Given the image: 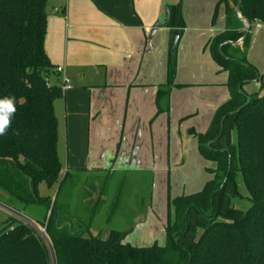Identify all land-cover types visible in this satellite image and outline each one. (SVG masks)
I'll return each mask as SVG.
<instances>
[{"label":"trees","instance_id":"16d2710c","mask_svg":"<svg viewBox=\"0 0 264 264\" xmlns=\"http://www.w3.org/2000/svg\"><path fill=\"white\" fill-rule=\"evenodd\" d=\"M237 1H218L215 13L224 6L225 29L206 44L227 72L229 91L206 132L196 134L201 155L216 164L208 169L213 178L200 191L172 200L175 217L166 228L165 245L134 246L126 240L130 230L86 236L91 217L82 223L71 207L73 179L81 170H67L61 178L54 104L64 91L49 80L57 70L46 51L48 0H0V99L14 97L17 108L8 134L0 136V203L45 228L56 264H264V94L243 88L260 80L248 50L253 24H264V0H242L241 15L251 29L241 45L229 43L245 31ZM168 8L163 25L173 29L168 82L158 99L174 82L177 48L173 51L172 44L177 26L181 33L184 27L180 5ZM247 96L251 102L237 111ZM41 183L57 186L54 198L39 194ZM244 198L250 203L246 210L234 203ZM38 206L43 216L37 220L28 211ZM0 264H51V259L38 233L9 216L0 229Z\"/></svg>","mask_w":264,"mask_h":264},{"label":"crops","instance_id":"0c3cea01","mask_svg":"<svg viewBox=\"0 0 264 264\" xmlns=\"http://www.w3.org/2000/svg\"><path fill=\"white\" fill-rule=\"evenodd\" d=\"M218 1L48 0L46 51L56 70L58 71L59 67L63 68L58 73L64 80H69V85L63 89L69 149L67 165L64 167L61 161L63 169L61 178L67 170L99 171L112 174L159 170L156 141L162 143L168 141L165 143L166 145L164 144L167 154V158H165L167 170L186 164L188 159L187 142H185V136L176 129V124L171 121L170 107L177 85L189 87L198 80L200 72L198 75L193 72L190 81L188 78L192 72L188 73L184 70L185 67L192 69L194 67L192 63L196 59L190 58L187 61L186 57L181 56L180 58L177 55L175 68L178 67V69H175L174 82L170 86L169 92L159 99L157 98L159 88L167 87L168 63L167 68H163L167 73V79H156V81L147 78L143 66L146 61L156 63L155 57L151 58V55L156 52V48L159 44L161 46L163 41L160 42L159 35L153 29L157 22L164 19V10H169L168 7L173 5H180L181 10H184L193 4L203 5V3L213 4L214 2L217 4ZM225 25L224 15L223 27L214 31L208 41L223 31ZM258 27L260 28L262 25L259 24ZM157 29L167 31L166 38L164 37L165 44L167 42L170 44L173 29L162 25ZM189 40L186 35L182 47H185ZM160 65L162 66V63ZM164 66L166 65L164 64ZM212 69V76L206 77L202 74L201 81L211 83L209 88H212L213 92L224 90L227 94L222 96V100L220 99L218 102L214 100V103H210L209 106H212L210 111L214 117L216 109L229 99V91L226 79L218 76L219 73H225L228 77L227 72L222 71L221 68L216 71L214 70L216 67ZM245 85H255L254 87L257 89L259 80L248 82ZM245 85L244 90L247 94L257 92L247 89ZM146 106L150 107L151 119L149 121L145 116L143 117L142 110ZM158 115H162L163 119L158 124L157 132L159 128L160 130L162 128V132L167 133V138L162 135L157 139L158 134L157 138L154 135L153 126ZM91 123L94 124L96 133L100 132L104 125L108 126V123L110 126L107 129L112 135L113 144L110 147L105 146L99 158H95L96 148L93 147L91 151L90 144L86 142V127ZM209 125L205 128V132ZM171 134H180L178 137L180 159L176 164L173 159L174 146H171ZM160 163L163 164L162 159ZM94 196H97L96 201ZM98 199L105 202L107 198L103 195L100 196L95 190L83 199V203L87 204V209L93 210L94 203ZM70 203L71 207H77V188L72 191ZM115 203H117L116 200ZM73 209L75 210V208ZM74 213L77 216L78 213L76 211ZM91 220L93 219L91 218ZM94 227L91 222L86 236L92 235L90 230ZM106 232L107 235L103 238L108 236L110 230L106 229Z\"/></svg>","mask_w":264,"mask_h":264},{"label":"rangeland","instance_id":"374dc122","mask_svg":"<svg viewBox=\"0 0 264 264\" xmlns=\"http://www.w3.org/2000/svg\"><path fill=\"white\" fill-rule=\"evenodd\" d=\"M215 12L216 2L213 4L203 3V5L193 4L181 11V19L184 23V27L177 47V55H179L180 58L181 56H184V58L186 57L187 61L190 58L196 59V61L192 63L194 66L192 69L188 67L184 69L188 73L189 71L192 72L189 76L190 78H188L190 81L192 80L193 72L197 75L199 72L201 73L198 75V80L195 81L194 84H191V86H176V91L173 93L170 107L171 121L176 124V129L181 135L183 134L185 136V142H187L188 159L186 164L182 167L175 166L167 170L165 160L167 154L164 150V144L168 142L166 140L163 143L160 141L155 142L158 150L157 158L159 160V170L152 172H116L115 174L99 171L76 172L75 174L78 176H75L73 183H76L75 189L77 188V207L72 208H75L74 211L78 213L77 215L81 218L82 223H86L90 217L93 219L88 223V225H90L92 222L95 226L90 230L93 236L101 235L105 237L107 235L106 229L110 230L111 228L126 231L130 230L127 235V241L131 245L151 246L155 243L158 245H165L167 241L166 228L169 222H172L175 217L172 200L182 194L200 191L207 182L212 180L213 175L208 169L215 168L216 164L201 155L198 149L196 134L204 133L205 128L211 122L213 116L210 111L212 107L209 106L210 103L214 100L218 102L223 95H227L224 90L213 92V89L209 88L211 83H204L200 79L202 74L206 75V77H211L213 67H216V69H214L215 71L221 68L212 58L209 49H205L206 42L213 35V32L223 27L225 15L224 6L221 5L218 8L217 14ZM166 13L167 10H164V19ZM259 24L261 23H254L251 30V46L248 58L249 62L256 67L259 73V87L256 89L254 87L255 85L245 86H247V89H253V91H257V93L264 94V24H261L262 27L260 28L258 27ZM189 29L192 31H189ZM156 32L159 35L160 42L163 41L161 46L159 44L156 48V52L151 55V58L155 57L156 63L146 61L143 66L147 74L145 75L148 79H151V81H156V79H167V73H165L163 69L167 68L169 59V42L165 44L167 31L164 29H157ZM186 35L190 40L186 43L185 47H182ZM201 55H203V57H200ZM161 63L162 66L160 65ZM164 64L166 66H164ZM176 69H178V67H176ZM218 76L226 79L225 81L227 82L228 77L225 73H219ZM77 79L79 81V78ZM49 80L51 83L57 82L64 89V79L57 71L50 74ZM55 106L58 117L59 155L65 167L68 160L69 145L66 102L64 97L57 99L55 101ZM149 108L150 107L146 106L142 110L143 117L145 116L148 119L147 121L151 119ZM161 119H163L162 115H158V118L154 121L153 130L156 138L158 134L157 139L161 138L162 135H165L167 138V133L162 132V128L161 130L159 128L157 132L158 124L161 123ZM111 126H113L112 123ZM108 127H110L109 123L108 126L104 125L98 133L95 132L93 123L86 127V142L90 144L91 151L93 147L96 148L95 158L101 157L102 149L105 148V146L110 147V145L113 144L112 135L107 129ZM180 134H171V146H174L173 159L175 164L180 159V141L178 138ZM161 159L163 164L160 163ZM70 182L71 178L67 185ZM38 190L41 196H52L54 198L57 186L48 187L46 183H41ZM95 190H97V194L106 196L107 199L105 202H101V199H98V203H94L93 210H89L86 207L87 204L83 203V199ZM241 191L244 196L248 194L243 185L241 186ZM94 199L96 201L97 196H94ZM115 200L117 203H115ZM234 203L238 208L243 210H246L250 205L246 198L238 201L236 200ZM28 212L37 220L43 216V209L39 206L36 207L34 212L32 210ZM8 218L9 214L5 210L0 209V229H2L3 224ZM37 227L40 228V225ZM47 246L50 253L51 264H55L52 246L49 242H47Z\"/></svg>","mask_w":264,"mask_h":264},{"label":"water","instance_id":"95a60500","mask_svg":"<svg viewBox=\"0 0 264 264\" xmlns=\"http://www.w3.org/2000/svg\"><path fill=\"white\" fill-rule=\"evenodd\" d=\"M241 2H242V0H238V1H237L236 12H237V16H238V18L240 19V21H241V22L243 23V25L245 26V29H244L245 31H244V35H243L239 40H237V41H235V42H231V41L229 42V43H232V44H234V45H241V44L245 41V39H246V37L248 36V33H249L250 29H251V23H250L248 20L244 19L243 16L241 15V9H240V7H241ZM169 17H170V12H169V10H167V13H166V17H165V19H164L163 21L157 22V24L154 26L153 31H156V29H157L160 25L163 26V25L169 20ZM180 38H181V30L179 29V26H177V28H176V32H175V36H174V40H173V44H172V50H173V51L176 50L177 45L179 44ZM226 43H228V42H226ZM222 46H223V44L220 46V50H221V51H222ZM256 80H257V79H255V80H251L250 82H255ZM239 88H241V86H239ZM250 102H251V97H250V96H247V99H246L245 104H244L243 106H241L240 108H238L237 111H240L244 106L248 105ZM233 113H235V112H231L230 114H233ZM225 118H226V116H224V117L222 118V121H221V128L223 127V123H224ZM211 143H212V142H208V143H207V146L210 147ZM223 150H224V149H222V151H223ZM177 239H178V238H177Z\"/></svg>","mask_w":264,"mask_h":264},{"label":"clouds","instance_id":"9594fccd","mask_svg":"<svg viewBox=\"0 0 264 264\" xmlns=\"http://www.w3.org/2000/svg\"><path fill=\"white\" fill-rule=\"evenodd\" d=\"M16 111L17 108L14 97L5 96L0 99V136L8 134Z\"/></svg>","mask_w":264,"mask_h":264},{"label":"built area","instance_id":"2783aa9c","mask_svg":"<svg viewBox=\"0 0 264 264\" xmlns=\"http://www.w3.org/2000/svg\"><path fill=\"white\" fill-rule=\"evenodd\" d=\"M62 70H63L62 67H59L58 68V71H62ZM68 83H69V80L68 79H65L64 80V87H67L69 85ZM0 209L5 210L9 214V216H12V217L18 219L19 221H22L23 223L31 226L38 233V235L41 237V239L44 241V243L46 244V246H47V242H49L51 244L50 238H49V236H48L45 228L42 227V226H40V228L37 227L39 225H37L34 220H32L29 217H26L24 215L16 214V213L12 212L8 207H6L5 205H3L2 203H0Z\"/></svg>","mask_w":264,"mask_h":264}]
</instances>
